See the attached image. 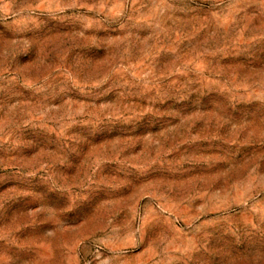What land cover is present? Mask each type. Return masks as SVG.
<instances>
[{
	"label": "rangeland",
	"instance_id": "1",
	"mask_svg": "<svg viewBox=\"0 0 264 264\" xmlns=\"http://www.w3.org/2000/svg\"><path fill=\"white\" fill-rule=\"evenodd\" d=\"M0 264H264V0H0Z\"/></svg>",
	"mask_w": 264,
	"mask_h": 264
}]
</instances>
